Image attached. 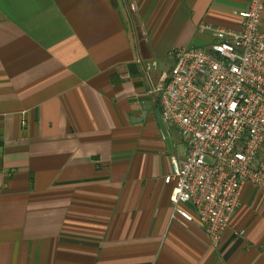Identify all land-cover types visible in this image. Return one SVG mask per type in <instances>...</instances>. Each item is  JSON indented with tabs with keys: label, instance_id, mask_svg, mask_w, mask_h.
Listing matches in <instances>:
<instances>
[{
	"label": "crops",
	"instance_id": "obj_1",
	"mask_svg": "<svg viewBox=\"0 0 264 264\" xmlns=\"http://www.w3.org/2000/svg\"><path fill=\"white\" fill-rule=\"evenodd\" d=\"M248 4L0 0V264H264L260 187L218 245L172 215L152 92L172 50L240 31Z\"/></svg>",
	"mask_w": 264,
	"mask_h": 264
},
{
	"label": "built area",
	"instance_id": "obj_2",
	"mask_svg": "<svg viewBox=\"0 0 264 264\" xmlns=\"http://www.w3.org/2000/svg\"><path fill=\"white\" fill-rule=\"evenodd\" d=\"M263 11L264 0H249L238 13L240 31L202 25L216 41L172 50L173 66L152 88L166 126L186 144L165 176L173 185L172 215L185 223L197 218L215 245L231 225L244 185L264 191Z\"/></svg>",
	"mask_w": 264,
	"mask_h": 264
},
{
	"label": "rangeland",
	"instance_id": "obj_3",
	"mask_svg": "<svg viewBox=\"0 0 264 264\" xmlns=\"http://www.w3.org/2000/svg\"><path fill=\"white\" fill-rule=\"evenodd\" d=\"M169 127V125H167ZM172 136H173V141L175 145V152L176 156H182L185 155L186 151V144L182 140L179 132L175 130L174 128H171Z\"/></svg>",
	"mask_w": 264,
	"mask_h": 264
},
{
	"label": "water",
	"instance_id": "obj_4",
	"mask_svg": "<svg viewBox=\"0 0 264 264\" xmlns=\"http://www.w3.org/2000/svg\"><path fill=\"white\" fill-rule=\"evenodd\" d=\"M156 116H157V120H158V123H159V126L162 130V133L164 135V137L166 138V141L168 143V145L170 146L171 145V140H170V136H169V132H168V129H167V126L162 118V115H161V110L160 109H157L156 110Z\"/></svg>",
	"mask_w": 264,
	"mask_h": 264
}]
</instances>
